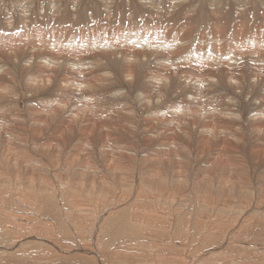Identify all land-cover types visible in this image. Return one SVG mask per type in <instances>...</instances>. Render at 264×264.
<instances>
[{
  "label": "bare ground",
  "instance_id": "bare-ground-1",
  "mask_svg": "<svg viewBox=\"0 0 264 264\" xmlns=\"http://www.w3.org/2000/svg\"><path fill=\"white\" fill-rule=\"evenodd\" d=\"M0 264H264V0H0Z\"/></svg>",
  "mask_w": 264,
  "mask_h": 264
},
{
  "label": "rangeland",
  "instance_id": "rangeland-1",
  "mask_svg": "<svg viewBox=\"0 0 264 264\" xmlns=\"http://www.w3.org/2000/svg\"><path fill=\"white\" fill-rule=\"evenodd\" d=\"M206 35H205V37H204V40L206 41V42H208L209 43V41L208 40H210L209 38H208V33H205ZM201 41H203V40H201ZM201 41H199V42H201ZM199 42H197V43H199ZM195 44V43H194ZM193 44V45H194ZM139 50H142L143 48L141 47V46H139V48H138ZM194 57H190V58H194V59H197V57L195 56V55H193Z\"/></svg>",
  "mask_w": 264,
  "mask_h": 264
}]
</instances>
